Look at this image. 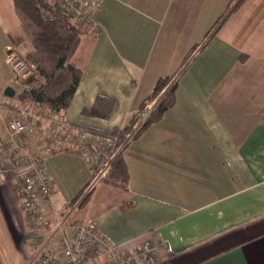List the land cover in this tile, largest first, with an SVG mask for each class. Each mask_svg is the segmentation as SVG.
<instances>
[{"label":"crops","instance_id":"0c3cea01","mask_svg":"<svg viewBox=\"0 0 264 264\" xmlns=\"http://www.w3.org/2000/svg\"><path fill=\"white\" fill-rule=\"evenodd\" d=\"M78 1L99 29L82 27L73 58L82 78L68 108H46L71 127L46 160L54 208L71 210L72 223L95 221L125 250L165 243L151 264H264V0ZM23 45L32 49L14 0H0V135L12 114L7 52ZM171 76L175 105L123 152L126 187L87 191L92 170L70 135L127 126ZM99 97L102 114H84ZM6 166L0 159V227L36 264Z\"/></svg>","mask_w":264,"mask_h":264},{"label":"built area","instance_id":"2783aa9c","mask_svg":"<svg viewBox=\"0 0 264 264\" xmlns=\"http://www.w3.org/2000/svg\"><path fill=\"white\" fill-rule=\"evenodd\" d=\"M50 1H58L67 7L80 26L99 29L97 13L87 10L78 0ZM7 63L13 73L11 79L16 83L19 79H26L32 71V66L14 48L7 52ZM161 97L162 93L143 102L142 107L131 118V120L136 118L137 122L122 142L119 141V135L102 136L86 128L77 129L70 135L72 141L78 143V149L83 153L92 170L87 191H91L108 176L117 155L125 151L133 135L152 115ZM17 101L16 99L15 102ZM37 107L40 105L37 104ZM36 115V113L32 115L28 109L17 111L6 127V134L0 135V159L15 169L21 209L28 225L27 240L33 250L34 262L36 264H151L154 258L159 257L160 248L165 247V243H146L137 250H125L101 233L95 221L72 223L69 222L71 210L59 211L54 208L52 202L54 183L44 155H48L46 149L50 146H56L57 150L64 149L71 127L58 115H51L52 117L46 120L50 129L40 132L38 127L31 125L30 116ZM31 134L38 138L43 135L49 136L51 142L47 141L45 146L38 142L40 151L33 153L28 149ZM54 141L57 142L54 144L52 143ZM56 235L59 238L55 240ZM50 247L60 254L53 255Z\"/></svg>","mask_w":264,"mask_h":264},{"label":"trees","instance_id":"16d2710c","mask_svg":"<svg viewBox=\"0 0 264 264\" xmlns=\"http://www.w3.org/2000/svg\"><path fill=\"white\" fill-rule=\"evenodd\" d=\"M14 4L31 42L32 49L27 54V59L32 66V71L42 79L38 87L24 91L18 98L23 103L28 99L30 103L46 107L54 113L65 111L82 78L81 70L73 63L83 34L82 26L70 14L69 9L58 1L14 0ZM173 78L174 76H171L158 81L151 97L155 98L162 93L161 100L146 123L133 135L128 145L175 105L176 86L172 84ZM106 102L105 97H99L95 107L85 110L84 114H102L101 107ZM134 124L135 118L127 126L111 132L94 128L89 130L102 136L119 135V141L122 142L132 131ZM128 178L123 153H120L113 161L108 177L103 181L109 185L125 188ZM83 191L82 189L75 199Z\"/></svg>","mask_w":264,"mask_h":264},{"label":"rangeland","instance_id":"374dc122","mask_svg":"<svg viewBox=\"0 0 264 264\" xmlns=\"http://www.w3.org/2000/svg\"><path fill=\"white\" fill-rule=\"evenodd\" d=\"M81 32L85 33V30L83 28H81ZM16 50L20 53V56H22L24 59H26L28 61L27 54L31 51V49L29 51L25 47V45H23L22 46L23 52L19 51L18 49H16ZM28 63H29V61H28ZM9 67H10V65H9ZM10 69H11V67H10ZM11 73H12V70H10V74ZM12 75H13V73H12ZM10 82H11V85H8V86L15 89L16 95L14 97L7 98L8 102L5 104L6 109L10 110L12 113L9 120H11V118L17 113V111H19L21 109H25V110L28 109V111L31 112L32 115H33V113L37 114L36 116H30V120L32 122L31 123L32 127H38L40 129V132L45 131V130H49L50 129L49 122H47L46 120L51 118L52 116L50 114H47L48 112H46V110H47L46 107H43V106L37 107V104L30 103L28 99L26 100V102L24 101L25 103H23L18 98V96L22 95V93L24 91H29L32 88L38 87L39 84L42 83V79L37 74H35L33 71H31L30 75L26 79H19V82H17V83L13 82L11 79ZM149 98H152V97H149ZM16 99L18 100L17 102H15ZM40 116H41V118H40ZM43 118H45V120ZM136 122L137 121L135 118V123ZM29 141L30 142L28 143V149H30L31 152L35 153V152L40 151L39 146H38V142L40 144H42L43 146H45V143L47 141L51 142V139L49 136L44 137V135H43V136L38 138L35 135L31 134ZM56 142L57 141H54L52 143L55 144ZM48 148L49 149H46L48 152L46 154H48V155L52 154L53 152L63 150L62 148L60 150H57L58 148L56 146H53V147L50 146ZM48 155L47 156L44 155L45 156V159H44L45 163H46V160L48 158ZM46 166H47V164H46ZM6 169H8L11 172H12V170L15 171V169L9 165L6 166ZM110 172H111V170H110ZM109 173H108V175H109ZM15 178H16V175H14V179ZM15 190L18 192L17 186L15 187ZM19 210L23 215V212L20 209V206H19ZM22 218H23V223H24L25 219H24V217H22ZM78 223H81V222H78ZM24 230L27 231V223L24 224ZM14 240L15 239L13 237H11V235L6 231L5 227L3 225H1V227H0V259L3 261V264H24L25 260L27 259V256L30 253L28 244H27V248H26V250H27V253H26L25 249L24 248L20 249L18 244L15 243ZM24 253H25V255H24ZM31 259L34 261L33 257Z\"/></svg>","mask_w":264,"mask_h":264},{"label":"water","instance_id":"95a60500","mask_svg":"<svg viewBox=\"0 0 264 264\" xmlns=\"http://www.w3.org/2000/svg\"><path fill=\"white\" fill-rule=\"evenodd\" d=\"M5 95L9 97L15 96V90L12 87H7L5 90Z\"/></svg>","mask_w":264,"mask_h":264}]
</instances>
